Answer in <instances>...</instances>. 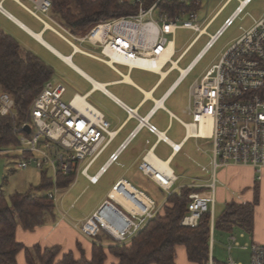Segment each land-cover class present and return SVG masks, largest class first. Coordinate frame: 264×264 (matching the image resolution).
I'll list each match as a JSON object with an SVG mask.
<instances>
[{
  "label": "built area",
  "instance_id": "2783aa9c",
  "mask_svg": "<svg viewBox=\"0 0 264 264\" xmlns=\"http://www.w3.org/2000/svg\"><path fill=\"white\" fill-rule=\"evenodd\" d=\"M25 1L31 8L19 0L16 2L44 28L69 45L72 56L76 53L85 55L103 62L116 72L115 66L124 67L128 71L139 69L162 74L177 70L179 83L190 74L223 32L252 2L235 0L237 7L213 36L207 35L206 30L233 0H179L188 6L192 5L193 8L174 17L165 13L158 14V2L148 9H143L142 0H135L139 6L137 15L102 21L83 36H77L53 20L51 0ZM213 2L220 7L204 24L209 6ZM155 13L157 20L153 19ZM199 14H204L205 18L199 20ZM40 15L56 28L50 26ZM202 24L204 25L200 28ZM178 29L191 30L196 36L173 60L174 37ZM203 35L209 38L203 49L185 69L179 70V63ZM75 43L89 45L94 51H98L99 56L81 51ZM166 67L168 69H165ZM66 93L63 84L51 80L45 82L40 93L29 105L25 119L18 121L14 100L0 90V117L12 119L14 139L13 144L0 148V156L11 155L14 170L22 171L32 167L41 172L47 171L52 176L53 187L58 175H72L83 165L81 175L90 184L96 185L108 168L117 163L119 154L135 133L108 157L95 175L90 176L88 171L113 142L117 132L110 130V124L103 114L87 102V95L75 94L65 102ZM163 102L164 99L153 102L149 117L163 109ZM131 112L128 110L129 114ZM185 114L192 118L191 123L181 122L187 137L212 142L213 173L229 165H236L253 168L257 179L261 178L264 171V17L255 21L253 26L224 52L218 64L208 69L193 85ZM170 117L173 118L171 115ZM137 118L138 125H144V119ZM207 123L210 125V134L202 137L199 135L201 128ZM146 126L149 133L156 134L154 126L147 122ZM25 127H29V132L25 131ZM190 129H193L196 135H190ZM162 141L174 154L180 152V146L176 149L166 138ZM137 169L167 196L174 192L177 177L169 164L164 166L162 160L157 159L151 150L141 158ZM127 187L133 191L129 192ZM206 189V192H194L189 195L187 213L179 223L181 227L195 228L199 219L209 213L213 228V176ZM56 191L55 187L53 192L46 194L47 198L55 202ZM113 191L134 202L136 208L129 210L117 202L110 196ZM135 194L144 197L148 206L144 207V204L137 201ZM163 211L164 204L161 207L156 206L144 192L121 179L112 187L99 207L79 224V232L89 239L105 234L114 244L128 246L148 222L156 215H163ZM232 240L238 245L234 238ZM245 248L250 250L249 264H264L263 244L252 242L245 245ZM206 264L221 263L213 259L210 251ZM225 264L241 263L229 259Z\"/></svg>",
  "mask_w": 264,
  "mask_h": 264
},
{
  "label": "rangeland",
  "instance_id": "374dc122",
  "mask_svg": "<svg viewBox=\"0 0 264 264\" xmlns=\"http://www.w3.org/2000/svg\"><path fill=\"white\" fill-rule=\"evenodd\" d=\"M23 4L31 8L30 4L25 0L21 1ZM6 7V5H4ZM220 5L212 3L209 6V10L206 15V21H209L215 13L218 11ZM237 7V2L233 0L227 7L212 21L211 25L206 30L207 35L213 36L219 28L222 26L225 19H227ZM33 33H39L42 25L30 16L25 11L17 8L12 11ZM264 14V0H254L245 11L233 22V24L227 28L221 37L215 42L212 48L203 56L198 64L192 69L190 74L182 81L172 97L166 103V107L181 120L190 122L191 119L183 116L181 110L188 104L190 95V89L193 85L199 81L206 71L212 66L218 64L224 52L247 30H249L255 21H258ZM2 15V14H1ZM50 26L52 23L47 21L42 15H40ZM157 14L153 16L154 20H157ZM199 20L204 19V14H199ZM6 19V18H5ZM10 21V20H9ZM200 27L202 28L203 25ZM0 25L7 31L9 36H15L22 50L30 52L37 56L42 62H44L52 70L51 81L55 83H61L66 88V95L64 101L67 102L74 94L84 95L91 88V84L86 81L79 73L74 69L64 64L56 55L51 53L48 49L42 46L40 43L34 41L26 32L17 27L21 32L17 31L12 25L8 24L0 16ZM14 25V23H13ZM56 28L55 26H53ZM207 35L200 37L193 47L187 52L182 61L179 63L180 69H185L197 56V54L203 49L207 41L209 40ZM196 33L188 29H178L174 37V49L175 60L185 47L195 38ZM12 37V38H13ZM14 37V38H15ZM44 41L51 45L60 55H71L72 49L63 40L57 37L50 31H46L41 37ZM170 38V37H169ZM76 46L84 52L95 54L99 56L98 51H94L89 45L75 43ZM71 62L83 70L93 80L99 83H106L118 80L120 77L112 69L105 64L96 61L85 55L76 53L72 56ZM117 70L122 74H127V69L121 66H115ZM143 72L134 70L132 78L135 76H141ZM177 72L172 73L169 81H172L177 77ZM106 89L120 99L124 101H131L135 98V94L126 88L124 85H109ZM87 102L97 108L98 110L106 113L107 103L99 92L87 98ZM154 120L160 127H166L168 125L167 116L164 112L159 111L156 113ZM171 129L169 130L168 137L175 143H178L183 136V129L175 121ZM112 130V127L110 128ZM118 141L114 140L109 147L104 151L101 157L94 163L91 169L88 171L90 176L95 175L98 169L104 164L108 155L116 148ZM194 140L188 142L183 151L179 153L171 167L174 169V173L178 176V181L174 185V189L187 186L191 184V179L195 176L201 177L205 173L201 172V168L205 167L208 173L211 172V150L212 142L208 140H197L199 151L195 150L193 146ZM191 147L194 148L193 152L190 151ZM170 149L165 144H160L155 154L161 160H165L170 154ZM189 155V159L186 156ZM195 160V161H194ZM118 161L108 168L107 172L101 177L96 185L88 183L86 178L81 175L80 170L83 165H80L78 171L73 172L74 180L72 185L65 189H57L55 194V214L60 218V214L71 221L76 222L77 219L89 216L91 210L97 205L102 203L107 197V193L111 190L114 182L119 178H125L136 189L144 192L149 198H151L156 206L161 207L164 204L166 206L167 194L161 191L153 182L142 176L140 173L129 167L126 163L121 165ZM119 163V164H118ZM14 161L12 156L5 154L0 156V194H2L7 200L16 193L31 192L41 182V171L35 168H29L27 170H14ZM264 173L262 174V176ZM47 177L51 178V174L47 173ZM53 187L50 192H53ZM260 199L255 208V216L258 218L259 227H257L252 235L245 234V236L239 237V231L234 230L232 232H225L221 230H215L211 236L212 240V257L215 261L225 264L229 259L241 264H249L250 262V250L245 248V245H250L257 239H261V243L264 245V198ZM211 208V206H210ZM223 203L218 199L215 201L214 207V219H217L223 211ZM162 213V212H161ZM257 235L255 236V233ZM232 238L238 245H235ZM257 238V239H256ZM103 246H115L111 241H103ZM106 247V248H107Z\"/></svg>",
  "mask_w": 264,
  "mask_h": 264
},
{
  "label": "trees",
  "instance_id": "16d2710c",
  "mask_svg": "<svg viewBox=\"0 0 264 264\" xmlns=\"http://www.w3.org/2000/svg\"><path fill=\"white\" fill-rule=\"evenodd\" d=\"M156 2L157 13H165L169 17L193 8L179 0H142V7L148 9ZM51 3L52 14L79 36L102 21L134 16L139 10L135 0H51ZM52 75V70L44 62L30 52L22 55L19 44L0 30V90L14 100L18 121L25 119L32 100L40 93L44 83L51 80ZM13 143L12 119L0 117V148ZM47 173H41L40 184L31 192L16 193L8 200L0 194V264H16V256L20 252L24 253L26 264H104L105 249L117 259V264H175L177 246L184 247L188 262L206 264L211 240L210 214H204L195 228L179 225L187 213L189 195L199 191L193 188H183L168 195L163 215L151 219L128 246L115 244L104 248L102 242L111 239L105 234L97 235L90 260L83 256L75 260L71 253L58 259L61 252L58 246L42 249L36 245L26 248L16 242L18 227L33 231L56 221L54 202L46 196L53 188L52 178H48ZM73 180V174L58 175L55 187L68 188ZM258 203L259 192L255 185L251 203L225 204L221 215L214 219L213 233L215 230H237L252 235Z\"/></svg>",
  "mask_w": 264,
  "mask_h": 264
},
{
  "label": "crops",
  "instance_id": "0c3cea01",
  "mask_svg": "<svg viewBox=\"0 0 264 264\" xmlns=\"http://www.w3.org/2000/svg\"><path fill=\"white\" fill-rule=\"evenodd\" d=\"M16 1L17 0H0V16L4 20H6L8 24L12 25L17 31L21 32V30H19L15 26H18L19 28H21L24 32L27 33V35H29L32 39H34V41L40 43L42 46L48 49L51 53L56 55L64 64L71 67L77 73H79L83 78H85L86 81L91 84V88L89 89V91H87L84 94V95H87V98L93 95L94 93L99 92L102 95V97L105 99L107 103V107H108L106 109V113L98 110L97 108L95 109H97L99 112L103 114L106 121L110 124V128L112 127V131L117 132V135L114 140L118 141L116 148L108 155V157L112 153L117 151V149L123 143H126L132 133H135V136L128 142L125 149L119 154L118 161H122V162H119L121 165H124V163H126L129 167L133 168L138 173L140 172L138 171L137 167L141 161V158L145 155V153L151 150L154 156L157 157L155 154L156 150L158 149L160 144L162 143L165 144L162 141V139L159 137V134L163 135V137L166 138L171 145L173 144L175 146H180L181 149L179 153L183 151L185 145L191 140H194L193 146H195V150L199 151L197 140H202V139H195L192 137H187L186 131L183 125L181 124V122L185 124L192 122V118L185 114V111L187 107L189 106V99H188L187 106H185V108L181 110V114L187 118H190L191 119L190 122H185L181 120L177 115L172 113L166 107V103L172 97L173 93L176 91L178 86L182 83V82L179 83V73L177 70H171L167 74H164V73L162 74V73L142 71L139 69H132L131 71L127 70L126 75H122L116 68L117 72L122 75L120 76L116 71L112 69L120 77L118 80L106 82V83H99L93 80L83 70H81L79 67H77L71 62L72 52H71V55L67 57L62 56L53 47H51L50 44H48L46 41H44L41 38L42 34L49 30L44 28V26L40 22L39 23L42 25L40 32L33 33L20 19H18L17 16L12 13V11L16 10L17 8H20L23 11L25 10L20 5H18ZM19 1L21 2L22 0H19ZM253 2L254 0H252L250 5ZM4 5H6V7ZM262 17H264V14L262 15ZM52 18L53 20H55L56 22L60 23L62 26L67 28L60 21V19L54 16L53 14H52ZM0 30L3 31L5 34L7 32L1 25H0ZM69 31L71 32V30ZM21 33L24 34L23 32ZM32 34L39 35L42 40V43L38 41L37 39H35ZM14 37L13 39L18 43L17 38L16 37L14 38ZM20 50L22 52V55L26 53L25 51L22 50L21 46H20ZM62 58H68L70 60V64L63 61ZM165 69H168V67H166ZM178 69L182 70L179 68V66H178ZM134 70L143 72L142 74L144 75H141V76L137 75L135 76V78H132V73ZM174 72H177L178 74L177 77L173 79L172 81H169V78ZM126 77L129 79V81H125ZM93 83L104 86V90L94 89ZM109 85H124L126 88H128L135 94V98L131 101H124L106 89V87ZM161 99H164L163 109H159L157 112L162 111L166 114L167 120H168V125L166 127H160L156 124L154 117L157 112L153 116L149 117L150 111L153 108V102H157ZM128 110L132 112L129 114ZM170 115L173 116V118H171ZM137 117L144 119V125L142 126L138 125ZM175 121L181 126L184 132L181 140L178 143H175L173 140H171L168 137L169 130L174 124H176ZM146 122L149 125H152L156 128V134L149 133V131L147 130ZM166 146L170 149L171 152L168 155V157L162 161H167L169 164V167L174 172V169L171 167V165L175 157L179 153L174 154L171 148L168 145ZM193 150L194 148L191 147L190 151L193 152ZM211 154H212V150H211ZM189 157H190L189 155L186 156V158L188 159ZM211 163H212V157L210 161V166H211ZM201 172L205 173V175L201 177H197V176L193 177L191 179L192 181L191 184H188L187 186H181L176 189L173 188L174 192H178L179 190L183 188H193V189L199 190L198 192H206L208 191V189H206V186L210 185V182L213 176L214 177L213 209L215 207L216 199H218L221 203H223V207L225 206V204L230 203V202H234L237 204L251 203L254 199L255 185L258 186V192H259L260 199L263 200L264 198V175L263 176L261 175V178L258 180L255 170L251 167H241V166H236V165H229L228 167L216 170L215 173H213L212 167H211L210 173H208L205 167H202ZM176 177L178 181L179 177L178 176ZM121 179L126 180L125 178H119L116 182L113 183L112 187ZM70 186H73V185L71 184ZM166 199H167V196H166ZM100 204H97L91 210V212L89 213V216L99 207ZM89 216H85L83 218L77 219L76 222H74V221L67 219L65 215L60 214V218H58V215H57L56 221L54 223L46 224L45 226L34 229L33 231H24L21 227H18L16 230V235H15L16 242L22 244L26 248H31L36 245L40 246L42 249L58 246L61 249L58 259H60L61 256L64 254L71 253L75 260L81 259L82 256L86 260H90L92 245L94 244V239L86 238L79 232V224ZM258 225H259L258 218H256L255 216L253 232L257 227H259ZM238 233H239V237L242 236L243 238L245 236V233H243L242 231H239ZM212 235H213V228H211V236ZM256 235H257V232L255 233V236ZM210 242H211V245H210V251H211L212 240H210ZM261 242H262L261 239L259 240L257 239L253 243L260 244ZM106 247L107 246H104V248ZM105 253H106V261L104 264H117L118 263L117 259L109 255L106 249H105ZM211 254H212V251H211ZM174 263L175 264H193V263L188 262L186 258L185 249L182 246L175 247ZM16 264H26L23 252H20L16 256Z\"/></svg>",
  "mask_w": 264,
  "mask_h": 264
},
{
  "label": "bare ground",
  "instance_id": "6f19581e",
  "mask_svg": "<svg viewBox=\"0 0 264 264\" xmlns=\"http://www.w3.org/2000/svg\"><path fill=\"white\" fill-rule=\"evenodd\" d=\"M33 37L35 39H37L38 41H40L42 43V40L40 38L39 35H35V34H32ZM63 61L67 62L68 64H70V60L68 58H62ZM125 81H129V79L126 77L125 78ZM94 85V89H100V90H104V86L102 85H99V84H96V83H93ZM189 134L190 135H196L195 131L193 129H190L189 131ZM210 134V125L207 123L206 125H203L202 128H201V131H200V136L202 137H206V136H209ZM159 137L161 139H164L163 135L159 134ZM173 145V144H172ZM175 147V145H173ZM176 149H178V147L176 146L175 147ZM157 158V157H156ZM158 159V158H157ZM164 166H167L168 165V162L167 161H162ZM128 191L129 192H132L133 190L129 187H127ZM110 196L112 198H114L117 202L121 203L123 206H125L127 209L129 210H132L134 208H136V204L134 202H131L130 200H128L127 198H123L122 196L118 195L116 193V191H113ZM135 199L137 201H139L140 203L144 204V207H147L148 206V203L146 201V199L144 197H142L141 195L139 194H135Z\"/></svg>",
  "mask_w": 264,
  "mask_h": 264
},
{
  "label": "water",
  "instance_id": "95a60500",
  "mask_svg": "<svg viewBox=\"0 0 264 264\" xmlns=\"http://www.w3.org/2000/svg\"><path fill=\"white\" fill-rule=\"evenodd\" d=\"M25 131L26 132H29V127H25Z\"/></svg>",
  "mask_w": 264,
  "mask_h": 264
}]
</instances>
